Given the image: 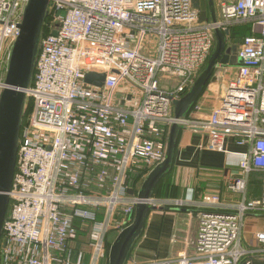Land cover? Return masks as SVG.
<instances>
[{"label": "built area", "instance_id": "obj_1", "mask_svg": "<svg viewBox=\"0 0 264 264\" xmlns=\"http://www.w3.org/2000/svg\"><path fill=\"white\" fill-rule=\"evenodd\" d=\"M27 1L0 0V91ZM216 1L217 22L198 23L191 0H49L48 33L26 91L30 110L20 130L0 264H108L107 236L131 224L137 190L165 159L174 124L208 135L214 150L222 151L227 138L247 146L226 164L238 170L226 188L244 196L255 173L261 196L229 212L215 210L218 196H204L208 210L198 214L191 255L130 264H249L250 252L240 245L243 217L264 213V0ZM238 24L250 34L236 47L235 78H224L207 116L196 104L176 119L172 102L205 66L214 30ZM88 73L104 74L102 87L85 83ZM255 243L264 245V232Z\"/></svg>", "mask_w": 264, "mask_h": 264}, {"label": "crops", "instance_id": "obj_2", "mask_svg": "<svg viewBox=\"0 0 264 264\" xmlns=\"http://www.w3.org/2000/svg\"><path fill=\"white\" fill-rule=\"evenodd\" d=\"M213 1L214 12L219 19L218 2ZM208 22L210 21L205 23ZM244 31L245 34L248 32L250 34V27L248 32ZM227 38L225 39L226 45L235 46L227 41ZM206 64L199 74L205 69ZM235 70L229 67L221 75L223 78L229 79V74ZM225 85L226 82L223 80L216 92H207L204 89L200 94L194 105L203 106V117L207 116L218 104ZM213 96L216 97V100L208 103ZM201 99L203 102H200ZM172 111L174 114V107ZM247 151V146L236 145L232 138L225 139L222 151L214 150L208 135L183 128L177 136L170 170L159 181L161 184L158 188V195L154 194L156 188L153 190L152 199L158 205V209L148 213L143 232L133 244L143 237L141 243L138 246H131L125 264L144 263L152 259L175 258L182 254L191 255L198 225V214L208 208L202 205L206 195L218 196L221 208L215 210L224 212H229L233 205L244 199H259L262 187L259 174L252 173L247 177L244 196L243 194H234L226 188L227 180L238 173L234 166L229 168L226 164L236 163ZM160 206L163 207L162 210ZM133 216L134 213L132 220ZM258 232H264V213L247 212L242 221L240 245L250 252L244 259L249 264H264V245L255 243V234Z\"/></svg>", "mask_w": 264, "mask_h": 264}, {"label": "water", "instance_id": "obj_3", "mask_svg": "<svg viewBox=\"0 0 264 264\" xmlns=\"http://www.w3.org/2000/svg\"><path fill=\"white\" fill-rule=\"evenodd\" d=\"M192 6L198 11V23L217 22L213 0H191ZM49 0H28L24 8L21 22L18 24V36L13 43L8 64L0 91V241L2 225L5 219L15 171L16 156L19 145L20 130L26 103V91L32 81L38 45L42 29L47 17ZM63 15V13H61ZM56 35V32H52ZM229 29L214 30L215 45L205 69L199 74L188 94L172 102L174 117L185 118L200 94L216 92L224 80L222 72L227 68H235V46L226 45ZM102 73H88L85 83L102 87ZM184 127L179 124L171 126L168 136L165 159L155 167L137 192L139 202L134 209L131 224L124 228L115 238L109 248L108 264H125L133 243L141 236L147 215L158 209L152 199L153 190L171 167L173 153L179 132ZM133 195L132 190H128Z\"/></svg>", "mask_w": 264, "mask_h": 264}, {"label": "rangeland", "instance_id": "obj_4", "mask_svg": "<svg viewBox=\"0 0 264 264\" xmlns=\"http://www.w3.org/2000/svg\"><path fill=\"white\" fill-rule=\"evenodd\" d=\"M247 28V26L246 25H242V24H238L237 26L236 25H234L233 27H231V28H229V33H232V37L230 36V39H229V41L230 42H232L231 44H233V45H235L236 47H238L239 45H240V43L242 42V39L244 38V36L246 35L245 34V29ZM242 31H244V33H242ZM240 33V34H239ZM148 44V43H147ZM148 47H149V44H148ZM236 68H234V70H235ZM235 74H236V70H235V72H231L230 74H229V79L230 80H232V79H234L235 78ZM216 100V97L215 96H213L211 99H209V101H208V103H211V102H214ZM200 102H203V99H201L200 100ZM203 106L201 105V109H202V113H203V108H202ZM205 110L206 111H208L207 110V108H205ZM204 110V111H205ZM213 110V109H212ZM211 110V111H212ZM210 111V112H211ZM160 209L162 210L163 209V207L161 208V206H160ZM114 238H115V232H113V233H111L110 235L108 234V236H107V240H109V241H113L114 240ZM143 237H141L140 238V240L135 244V245H139L140 243H141V239H142Z\"/></svg>", "mask_w": 264, "mask_h": 264}, {"label": "trees", "instance_id": "obj_5", "mask_svg": "<svg viewBox=\"0 0 264 264\" xmlns=\"http://www.w3.org/2000/svg\"><path fill=\"white\" fill-rule=\"evenodd\" d=\"M48 22V17L45 19V22H44V26H43V29H42V35L44 36L45 34H47L48 33V30L45 28L46 27V23ZM247 26V28L245 29V30H247V32H248V30H249V26L248 25H246ZM249 33V32H248ZM248 33H246V35L245 36H247V35H249ZM229 35L232 37V33H229ZM230 36H228V38H227V41H229V39H230ZM244 36V37H245ZM233 38V37H232ZM230 43H232V42H230ZM29 110H30V104L28 103L27 105H26V107H25V109H24V116H26L27 115V113L29 112ZM160 184H161V182L159 183V184H157V187H156V189H155V191H154V194L156 195H158V188H159V186H160ZM206 194V193H205ZM167 198V197H166ZM206 210H208V209H204L203 211H206ZM136 244V243H135ZM135 244H133V247H134V245ZM130 257V256H129Z\"/></svg>", "mask_w": 264, "mask_h": 264}]
</instances>
